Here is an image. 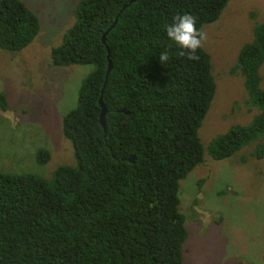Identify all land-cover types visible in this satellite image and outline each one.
<instances>
[{
	"label": "trees",
	"instance_id": "obj_1",
	"mask_svg": "<svg viewBox=\"0 0 264 264\" xmlns=\"http://www.w3.org/2000/svg\"><path fill=\"white\" fill-rule=\"evenodd\" d=\"M129 1L79 0L75 23L51 49L54 65L91 66L62 119L75 161L50 178L0 172V264H182L187 232L178 183L202 161L198 129L215 85L209 54L200 48L198 60L182 55L166 26L187 13L201 30L228 0H133L123 9ZM39 29L24 2L0 1L1 49L22 50ZM259 44L264 26L244 51ZM107 50L104 136L99 96ZM162 52L169 55L164 64ZM257 102L253 128L264 130V91ZM6 104L0 95L2 109ZM234 133L212 142L214 157L240 147ZM46 155L40 149L37 162ZM130 155L133 162L122 159Z\"/></svg>",
	"mask_w": 264,
	"mask_h": 264
},
{
	"label": "rangeland",
	"instance_id": "obj_2",
	"mask_svg": "<svg viewBox=\"0 0 264 264\" xmlns=\"http://www.w3.org/2000/svg\"><path fill=\"white\" fill-rule=\"evenodd\" d=\"M21 1L40 29L20 51L0 48V95L7 103L0 105V172L50 178L75 161L62 119L75 107L91 66L54 65L51 57L76 21L79 0ZM263 26L264 0H228L217 19L202 26L215 88L198 129L202 161L178 183L187 232L182 264H264V130L253 128L261 114L264 47H243ZM227 131H235L240 147L216 158L211 144ZM40 149L48 153L44 163L37 162Z\"/></svg>",
	"mask_w": 264,
	"mask_h": 264
},
{
	"label": "clouds",
	"instance_id": "obj_3",
	"mask_svg": "<svg viewBox=\"0 0 264 264\" xmlns=\"http://www.w3.org/2000/svg\"><path fill=\"white\" fill-rule=\"evenodd\" d=\"M196 23L195 17L185 13L174 16L173 22L166 26L167 37L181 49L186 50V52H182L181 54H186L191 60L199 59L196 53L203 47L204 42L207 40V34L203 30H198ZM106 32L108 33V30ZM159 60L162 64L167 62L169 60L168 53L162 52L159 55ZM66 139L69 140L67 137Z\"/></svg>",
	"mask_w": 264,
	"mask_h": 264
},
{
	"label": "water",
	"instance_id": "obj_4",
	"mask_svg": "<svg viewBox=\"0 0 264 264\" xmlns=\"http://www.w3.org/2000/svg\"><path fill=\"white\" fill-rule=\"evenodd\" d=\"M133 0H130L129 2H127L124 6H123V9L125 7H127ZM116 21V20H115ZM115 23V22H114ZM114 23L111 25V27L114 25ZM106 34L107 32H105L102 36V41L105 42V37H106ZM107 59H108V64H107V68H106V72H105V78H104V82H103V85H102V89H101V92H100V96H99V105L101 107V110H100V113H99V123L100 125L102 126V129L104 131V135H106V120H105V115L107 113V108L105 107L104 103H103V100H102V94H103V90H104V87L106 85V81H107V75L111 69V66H112V63H111V60H110V57H109V53H107ZM120 112H123V113H128V111L125 109V108H121L119 110ZM123 160H127L129 162H133L134 161V156L133 155H130L126 158H122Z\"/></svg>",
	"mask_w": 264,
	"mask_h": 264
},
{
	"label": "flooded vegetation",
	"instance_id": "obj_5",
	"mask_svg": "<svg viewBox=\"0 0 264 264\" xmlns=\"http://www.w3.org/2000/svg\"><path fill=\"white\" fill-rule=\"evenodd\" d=\"M196 210H197V211H201V210H200V209H198L197 207H196Z\"/></svg>",
	"mask_w": 264,
	"mask_h": 264
}]
</instances>
